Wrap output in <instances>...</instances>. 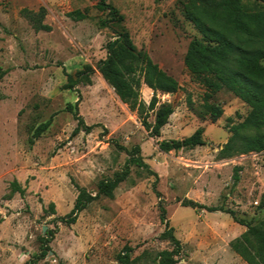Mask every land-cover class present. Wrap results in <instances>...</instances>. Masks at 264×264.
<instances>
[{
  "label": "rangeland",
  "instance_id": "374dc122",
  "mask_svg": "<svg viewBox=\"0 0 264 264\" xmlns=\"http://www.w3.org/2000/svg\"><path fill=\"white\" fill-rule=\"evenodd\" d=\"M178 1L108 0L123 21L104 27L108 13L96 8L99 0H0V264H28L48 232L53 233L48 252L35 264H119L125 247L132 248V264H153L159 252L172 249L159 237L164 231L160 206L182 246L177 264H246L230 248L243 226L223 212L181 206L191 200L232 211L252 224L264 219V151L218 158L229 128L249 107L223 89L210 96L186 69L188 45L200 35ZM243 4L246 10L264 9L258 0ZM40 7L49 32H35L26 13ZM74 11L86 17L73 21L67 13ZM114 30L127 32L135 51L146 53L179 84L173 94L155 93L156 109H173L159 137L150 136L98 71ZM88 67L89 84L64 89L65 74L75 77ZM139 93L146 105L154 95L144 84ZM76 102L84 123L94 126L89 134L72 135L77 122L66 108ZM212 105L221 110L215 122ZM48 120L47 130L34 138L35 129ZM197 128L203 129V145L158 150V142L182 140ZM115 142L127 150L138 146L148 169L131 165L113 199L99 197L74 224L59 221L71 212L78 188L95 195L100 181L123 170L129 156ZM14 181L23 195L12 190Z\"/></svg>",
  "mask_w": 264,
  "mask_h": 264
},
{
  "label": "trees",
  "instance_id": "16d2710c",
  "mask_svg": "<svg viewBox=\"0 0 264 264\" xmlns=\"http://www.w3.org/2000/svg\"><path fill=\"white\" fill-rule=\"evenodd\" d=\"M108 0H99L96 8L107 11L108 19L102 20L101 25L107 27L109 23H120L123 16L119 11L107 3ZM264 3V0H258ZM178 6L184 18L192 24L200 35L190 41L184 64L186 69L207 88L211 96L218 90L230 92L249 107L245 118L229 128L230 136L219 151V159H230L249 153L264 151V9L246 10L243 0H179ZM26 12V11H25ZM35 32L51 31L50 26L43 23L46 10L40 7L36 13L26 12ZM73 21H80L86 17L83 11L67 13ZM106 57L98 64V71L105 83L113 89L118 99L136 113L141 126L149 131L151 137H159L161 129L167 124L172 115L171 106H160L156 109L155 93L173 94L179 89L178 82L162 71L144 52H136L129 34L125 31H113L112 38L105 45ZM90 68L79 71L75 77L65 74L64 89L72 90L78 84H89ZM0 73V78L2 77ZM144 84L152 90L154 95L148 105L140 98V85ZM78 103L69 104L67 111L72 113L77 122L72 135L83 131L89 134L94 126H87L78 113ZM156 109V110H155ZM155 111V112H154ZM154 112V123H148L149 113ZM209 115L215 122L221 115V110L215 106L209 107ZM50 120L40 124L34 131L33 137H39L47 130ZM32 144V139L29 140ZM204 144L203 129L197 128L190 136L182 140L160 141L158 150L163 153L192 149ZM114 146L126 152L129 156L121 172L114 174L113 178L98 183L95 195L83 188H78L71 212L59 221L65 224H74L78 215L93 201L104 196L113 199L114 191L124 182L129 173L130 166L135 164L148 169L144 163L138 146L127 150L115 142ZM238 170L234 169V181L238 180ZM157 179V175L150 171ZM14 192L23 195V190L14 181L11 184ZM157 196L159 194L157 193ZM182 207L191 209H204L207 212H223L232 220L245 228V231L232 242L231 250L246 264H264V219L252 224L238 219L234 212L223 211L215 207H207L191 200L181 201ZM264 206V196L260 201ZM53 208V205H50ZM159 220L164 225L160 238L172 244L171 250H163L156 255L153 264H177L182 252L180 241L175 237L174 230L166 219L165 209L160 206ZM1 222V221H0ZM43 238L39 253L33 256L28 264H35L42 260L47 252V244L52 240L53 233ZM132 248L125 247L117 256L119 264H132L130 253Z\"/></svg>",
  "mask_w": 264,
  "mask_h": 264
}]
</instances>
